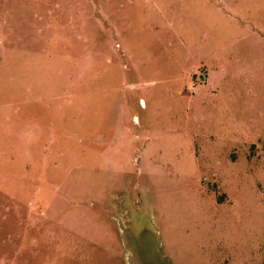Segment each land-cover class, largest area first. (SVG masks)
Instances as JSON below:
<instances>
[{
    "label": "rangeland",
    "instance_id": "374dc122",
    "mask_svg": "<svg viewBox=\"0 0 264 264\" xmlns=\"http://www.w3.org/2000/svg\"><path fill=\"white\" fill-rule=\"evenodd\" d=\"M0 264H264V0H0Z\"/></svg>",
    "mask_w": 264,
    "mask_h": 264
}]
</instances>
